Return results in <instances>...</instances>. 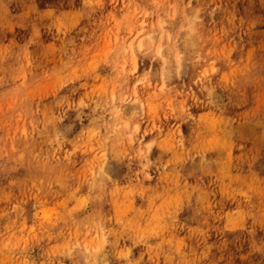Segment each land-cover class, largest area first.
I'll return each mask as SVG.
<instances>
[{"label":"rangeland","instance_id":"obj_1","mask_svg":"<svg viewBox=\"0 0 264 264\" xmlns=\"http://www.w3.org/2000/svg\"><path fill=\"white\" fill-rule=\"evenodd\" d=\"M0 264H264V0H0Z\"/></svg>","mask_w":264,"mask_h":264}]
</instances>
